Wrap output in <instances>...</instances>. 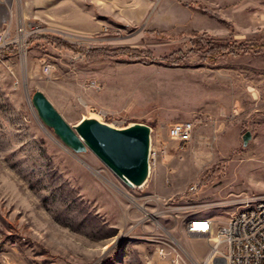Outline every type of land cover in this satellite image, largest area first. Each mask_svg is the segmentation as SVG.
Listing matches in <instances>:
<instances>
[{"label": "rangeland", "instance_id": "1", "mask_svg": "<svg viewBox=\"0 0 264 264\" xmlns=\"http://www.w3.org/2000/svg\"><path fill=\"white\" fill-rule=\"evenodd\" d=\"M9 19L51 32L0 53V264H203L189 218L216 229L264 197V0H0ZM38 90L71 125L150 126L146 186L68 149ZM182 121L198 126L181 150Z\"/></svg>", "mask_w": 264, "mask_h": 264}, {"label": "built area", "instance_id": "2", "mask_svg": "<svg viewBox=\"0 0 264 264\" xmlns=\"http://www.w3.org/2000/svg\"><path fill=\"white\" fill-rule=\"evenodd\" d=\"M50 32L51 29L42 23H14L9 19L0 30V53L12 48L21 51L31 39ZM44 71L51 73L52 66L45 64ZM197 126L195 121L176 122L169 128L168 136L182 150L194 140ZM166 148L167 145L163 144L159 154L167 155ZM156 155L158 152L152 146L151 163ZM245 207L247 214L234 213L216 229L212 220H204L200 214H196V220H188L186 233L190 237L213 242L203 264H264V197L250 200ZM11 247L16 246L12 244Z\"/></svg>", "mask_w": 264, "mask_h": 264}, {"label": "water", "instance_id": "3", "mask_svg": "<svg viewBox=\"0 0 264 264\" xmlns=\"http://www.w3.org/2000/svg\"><path fill=\"white\" fill-rule=\"evenodd\" d=\"M31 105L41 122L52 129L61 142L75 153L92 151L121 181L130 188L142 189L151 175L152 128L132 123L117 128L98 117H84L69 124L42 91H35ZM251 133L243 136L244 144Z\"/></svg>", "mask_w": 264, "mask_h": 264}, {"label": "crops", "instance_id": "4", "mask_svg": "<svg viewBox=\"0 0 264 264\" xmlns=\"http://www.w3.org/2000/svg\"><path fill=\"white\" fill-rule=\"evenodd\" d=\"M203 216H205V215H203ZM184 228H185V225H184ZM208 252L209 251L207 248H203L201 251H198V252L190 250L189 253L191 254L192 257L195 258V260H197L199 262V261L205 260V258L208 255ZM144 257L147 258V261H145V264H157V253H153L149 257H148V254L145 253Z\"/></svg>", "mask_w": 264, "mask_h": 264}, {"label": "bare ground", "instance_id": "5", "mask_svg": "<svg viewBox=\"0 0 264 264\" xmlns=\"http://www.w3.org/2000/svg\"><path fill=\"white\" fill-rule=\"evenodd\" d=\"M106 114V113H105ZM154 166L152 163H151V167ZM154 169V168H153ZM166 177V176H165ZM247 214V207H244L243 209H241L240 211L236 212V215H245ZM147 216V215H146ZM153 218L152 215H149L148 214V218ZM202 218L204 220H211L210 218L206 217V216H202ZM189 220H196V215H193L189 218Z\"/></svg>", "mask_w": 264, "mask_h": 264}, {"label": "trees", "instance_id": "6", "mask_svg": "<svg viewBox=\"0 0 264 264\" xmlns=\"http://www.w3.org/2000/svg\"><path fill=\"white\" fill-rule=\"evenodd\" d=\"M7 51H3L2 53L5 54Z\"/></svg>", "mask_w": 264, "mask_h": 264}]
</instances>
